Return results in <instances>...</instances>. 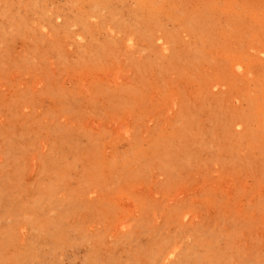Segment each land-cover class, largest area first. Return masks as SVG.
Masks as SVG:
<instances>
[{
	"label": "rangeland",
	"instance_id": "1",
	"mask_svg": "<svg viewBox=\"0 0 264 264\" xmlns=\"http://www.w3.org/2000/svg\"><path fill=\"white\" fill-rule=\"evenodd\" d=\"M0 264H264V0H0Z\"/></svg>",
	"mask_w": 264,
	"mask_h": 264
}]
</instances>
